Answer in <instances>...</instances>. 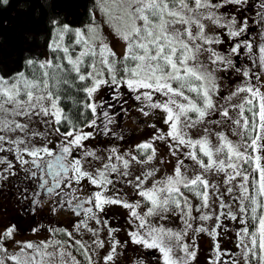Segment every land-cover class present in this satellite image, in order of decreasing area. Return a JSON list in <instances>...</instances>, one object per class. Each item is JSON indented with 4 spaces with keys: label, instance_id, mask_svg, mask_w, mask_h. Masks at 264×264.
Returning <instances> with one entry per match:
<instances>
[{
    "label": "snow or ice",
    "instance_id": "snow-or-ice-1",
    "mask_svg": "<svg viewBox=\"0 0 264 264\" xmlns=\"http://www.w3.org/2000/svg\"><path fill=\"white\" fill-rule=\"evenodd\" d=\"M3 2L7 3V0ZM96 2L102 5V11L123 43V54L118 55L113 50L94 22L85 29H70L68 24L59 25L58 21H53L55 35L49 48L56 55L46 60H27L30 75L21 71L10 77L0 76V152L12 153L24 171L25 179H38L42 191L50 197H59L56 201L59 207L67 206L77 216L82 211L88 219H94L97 212H102L106 205H122L130 210L134 220L139 221L137 230L128 233L133 244L158 250L162 264H191L196 251L190 250L193 246L183 243L182 239L187 230L192 228L190 219H194L191 216L193 205L186 193H192L200 201L196 207V211L200 212L210 206V190L215 185L201 174L187 176L182 171L184 161L178 159L173 174L155 181L150 188H145L144 184L148 177L154 175V170L146 172L143 178H135L137 183L134 187L147 208L144 211L141 201L129 203L115 198V195H105L109 186L114 184V180L109 178L111 173L119 172L116 164L105 163L94 172L84 167L88 157L99 159L85 144L94 136L93 131L85 129L95 130L100 127L97 125L100 115L98 109L104 108V103L95 102V94L107 86L113 92L111 100L119 101L124 96L121 88H125L139 102L138 111L143 115L148 116V110H160L164 114L163 122L169 130L166 133L157 130L152 137L153 141L170 138L175 142V146L169 144L172 155L180 150L178 146L189 149L184 153L185 157L196 162L205 172L215 169L225 173L224 183L229 185L227 193L231 194L234 187L239 189V195L234 200L239 205L237 211L240 215L237 216L231 210L223 215L243 225L236 230V247L244 264H264V0H259L260 11L257 12L260 22L259 44L248 32L247 19L237 21L234 16L226 18L218 14L224 3L243 5L249 0H220L219 3L215 0ZM205 20L225 29L228 37L236 41L225 53L207 47L223 41L218 36L206 33ZM66 35L70 36L67 44L64 43ZM244 36L248 38L240 39ZM242 48L245 49L244 53L241 52ZM202 52L208 54L212 65L218 64L221 67L209 70L199 59ZM243 55L247 56L255 70L247 65L237 66L233 56ZM229 68L245 79L242 86H238L224 99L231 100L239 93L247 94L241 103L231 106L236 112L235 117L230 115L229 108L223 105L218 108L213 99L219 91L215 71H227ZM63 86L75 87L78 93L84 94L83 101L76 102L77 105L82 104L76 113H70L62 107L65 99ZM108 107L114 105L108 103ZM213 112L239 129L235 133L240 137L238 143L230 141L222 133L219 134L218 146L210 145L207 137H188L185 129L194 127ZM102 115V132L107 135L113 120L106 109ZM25 118H39L46 129L52 128L61 137L59 143L54 148L49 147L51 141L46 139L45 133L30 131L28 124L22 122ZM15 133L21 135L13 139L9 134ZM36 137L44 141L39 146L33 143ZM78 149L81 150L79 158L73 155ZM116 151L112 149L108 160L111 161L114 156L117 161H122L125 169L122 175L125 177L129 175L126 170L130 161L124 156L140 163L144 162L139 159L140 155L147 161L156 156L152 142L136 145L137 155H118ZM221 153L224 159L214 158ZM200 154L207 160L200 159ZM0 164L5 165L0 170V179H7L3 172L15 174L12 160L0 158ZM46 177H50L51 182ZM237 178L239 183L233 186L232 182ZM84 180L97 190L81 197L77 193L82 190L80 185ZM218 199H221L220 207H226L222 197ZM173 210H178L184 218L185 228L182 231L176 232L153 223V218L166 219V214ZM210 218L207 214L199 216L201 221ZM216 219L219 220V216ZM82 222L87 226L86 221ZM97 223L100 221L97 220ZM75 227L79 228L80 223ZM16 230L15 225H10L0 231V264H52L56 253L49 252L48 248L60 244L59 241L55 244L17 241ZM113 231L109 228L110 235ZM194 231L199 233L209 230L200 227ZM209 235L215 239V229L209 231ZM68 236L72 238V233L69 232ZM5 242L17 245L19 251L9 252ZM76 243L80 245L88 264H91L85 246L78 240ZM98 243L103 246L102 242ZM118 245L122 246L113 238L106 261L113 260ZM214 247L215 255L210 259V264H240L235 253L222 252L218 244ZM177 250L183 255H175ZM60 256L64 264V253L61 252ZM224 256L232 258L224 260ZM71 259L72 264H79L75 257ZM139 264H145V261L140 259Z\"/></svg>",
    "mask_w": 264,
    "mask_h": 264
},
{
    "label": "rangeland",
    "instance_id": "rangeland-1",
    "mask_svg": "<svg viewBox=\"0 0 264 264\" xmlns=\"http://www.w3.org/2000/svg\"><path fill=\"white\" fill-rule=\"evenodd\" d=\"M223 6L225 5L223 4ZM93 18L95 26L99 29L100 34L103 36L106 42L109 43V45L118 55H122L124 51V45L116 35L112 23L109 22L108 17L105 15L104 11H102V5L97 3L95 9L93 10ZM93 22L91 24H93ZM203 22L206 25V33L209 36L219 37L220 34L225 35V31H222L221 29V33L217 35V33L215 32V27H217V25L212 23L211 21L205 20ZM64 43L67 44L66 41H64ZM207 47H212L217 52H220L218 44L208 45ZM77 51H79V47L77 48ZM50 58H53L51 53L49 51H46L43 60ZM199 59L205 66H207L209 70H212L214 68L219 69L221 67L218 64L212 65L206 52H202ZM214 75L219 87L218 94L214 95L213 97L214 103L218 108L221 105L229 108L230 115L235 117L236 112L232 110L231 106L241 103L247 94L239 93L238 95L232 97L231 100H227L224 98L230 96L238 86H242L245 78H243V80H239L237 78V73L231 68H229L227 71L217 70L215 71ZM108 89L109 88L107 86H104L95 94V102L97 104L103 103L104 98H106ZM121 91L124 93V96L120 99L122 101L121 108L123 111L124 125L129 130L124 134L121 140L103 137L101 140L102 151H100V148H95L93 145L95 130L85 129V131L94 132L93 138L85 142L86 147L88 150L94 151L96 153V157H99V159L93 157L88 158H92L96 162L97 169L102 168L103 163L116 164L117 168L119 169V173L122 174L125 171L122 161H117L114 156L111 161L108 160L109 155H112V149H116V154L118 155H123L125 153L137 155L136 145L142 142H152L153 147L156 149V156L153 160L147 161L143 155H140L139 159L144 161L143 163H140L131 161L129 156H124L125 159H129L130 161L129 168L126 170L129 172V175L126 176V178L131 175L132 170H136L141 178L144 177V174L146 172L154 170V175L148 177L144 184L145 188H150L155 181L163 180L168 175L173 174V170L178 163V159H181L184 161V168L182 169V171H185L187 176L193 177L196 174H201L205 179L209 180L212 185H215L216 187L210 190V206L208 208L201 209L200 212L196 211V207L200 205V201L192 193H186L193 205L191 216L194 217V219H190L189 222L192 224V228L188 229L186 235H184L182 238L183 243H187L193 246V248L190 250L194 249L196 251L195 259L192 260L191 264H210L209 259H211V256L208 254L206 249L207 241L201 243L202 241H199V237L202 232L197 233L194 231V229L200 227H204L207 229V225L210 222V219L214 217L216 212L215 208L218 205L217 195H222L223 193L227 200L233 199V203L232 201L231 203L234 205L235 209H238L239 205L234 200V197L239 195V189L234 187V190L231 194L227 193L226 189L229 185H226L224 183L226 179L225 173L217 172L215 169L209 172H205L196 162L185 157L184 153L189 151V149L178 146L180 150L177 151L176 155H172L169 149V144H173L175 146V142L171 141L170 138L153 141L152 137L157 133V130L162 133H166L169 130L168 125L163 122L164 114L160 110H148L150 114L148 116L143 115V113L138 111L140 105L139 102L135 101L133 95L129 93L125 88H121ZM124 101H126V103ZM100 110L101 109H98V113H100ZM217 120H219L220 122L216 123ZM22 122L28 124L30 131L35 130L41 133H45L46 139L48 141H55L59 143L61 137H59L52 130V128L46 129L45 126L39 122V118H33L32 120H28L27 118H25ZM185 131L188 133V137L191 139H200L207 137L210 145L213 146L219 145V134L221 133L234 143H238L240 139V137L235 134L239 131V129L236 128V126L233 125L230 121H226L221 118L216 112H213L202 122H198L194 127L186 128ZM9 135H11L14 139L16 138V136H19L21 134L15 133ZM43 142L44 141L40 137H36L33 139V143H36L38 146ZM199 158L205 161L207 160V158L202 154L199 155ZM214 158L219 160L224 159V156L221 153L217 154ZM238 183L239 178L233 181L232 185L234 186ZM108 196L113 195L110 194ZM119 199H123L124 201L129 203L141 201L143 210L147 211V208L144 207L142 198L138 196L137 192H135V194L131 196L127 194L126 198L121 197ZM110 207H112V209L118 211L122 215L126 223L127 233L137 230L136 225L139 223V221H136L131 217L129 209H125L122 205L119 204L110 205ZM137 211L139 212L140 209H137ZM201 214L210 215L211 218L207 221H201L199 219V216ZM166 215L167 218L163 220H161L159 217L153 218V223L156 226H163L176 232H180L185 228L184 218L181 216L178 210L170 211ZM58 219L59 220L57 225L43 223L39 225L36 231H33L29 234H25L22 231H20L21 234H19V230L16 228L17 230L15 233V240L21 242H33L37 244L41 242L55 244L56 241H59L60 244H55V246L48 248L49 252L56 253L52 264H62L60 256L61 252L64 253V264H72V257H75L76 261H78L79 264H85L83 261L85 260V256L82 254L80 245L76 243V241L78 240L87 249L88 256L91 258V264H104L106 262L104 260H106L107 255L111 251V245L108 242V235L103 220L98 214H96V217L94 219H88L87 216L76 218L75 216L72 217L71 214H67L66 212H64L58 215ZM97 220H99L100 223H97ZM82 221H86L87 226H85ZM78 222L80 223V227L76 228L75 225ZM11 224L14 225L15 223ZM8 226H10L9 220L6 217L1 216L0 231H3ZM49 227H51V229H48ZM53 229H62L63 231H53ZM69 232L72 233V238H69ZM98 242H102L103 246H100ZM5 246L8 247L11 252L19 251V247L11 242L5 243ZM175 255L182 256L183 253L177 250ZM124 256L126 257V259H128L126 254H124ZM204 256H206L207 258H204ZM113 264H119V262L116 261ZM241 264H244L243 259Z\"/></svg>",
    "mask_w": 264,
    "mask_h": 264
},
{
    "label": "flooded vegetation",
    "instance_id": "flooded-vegetation-1",
    "mask_svg": "<svg viewBox=\"0 0 264 264\" xmlns=\"http://www.w3.org/2000/svg\"><path fill=\"white\" fill-rule=\"evenodd\" d=\"M215 2L219 3L220 0H215ZM224 5L225 6L220 7L219 14H223L226 18H231L234 16L237 21L247 19L248 25H250L249 34L255 40V42L259 44L260 38L258 36V31L260 29V22L257 16V12L260 11L259 0H249L247 4L243 5L228 3H224ZM217 27H215V32L217 33V35L221 33L220 29L222 31H225V35H219V38L223 41V43L218 44L219 51L223 54L236 41L228 37L227 31L225 29ZM247 38L248 36H244L240 39ZM241 52L244 53L245 49L242 48ZM233 59L237 61V66L247 65L249 67H253L251 65V61L248 60L246 55H243L241 57L233 56ZM253 70H255L254 67ZM237 76L239 80H243V77L241 75L237 74ZM262 79H264V77H262ZM106 102L107 98H104V108L100 110L99 119L97 121V125H99L100 127L95 129V137L93 139L94 147L100 148V151H102L101 140L103 137L121 140L124 136V132L119 130L114 123H111L109 125L111 131L107 135L103 134L102 128L104 117L102 115V112L106 108ZM121 103V100H114V104L118 108L117 111H122ZM110 113H113L111 108L109 111V115H111ZM115 113H113L114 116ZM57 143L58 142L51 141L48 146L54 148ZM4 147L7 148L8 145L5 144ZM13 147L15 146L13 145ZM73 155L79 158L81 155V151L76 150ZM0 158L12 160V162L15 164V167L13 169L15 174L9 175L7 172H3V175L7 176V179H0V217H6L9 220L10 225H12L11 223H15L14 225L19 230V234H21L20 231L25 234H29L33 232V229H37L39 225L43 223L57 225L59 220L58 215L64 212H66L67 214H71L72 217L75 216L76 218L87 216L82 211L80 213V216H76L75 213L67 206H65L64 208L59 207L56 203L59 197H50L45 191H42L39 188L38 179H25V173L20 168L19 164L15 161V157L12 153L0 152ZM26 158L30 159L28 157ZM4 167L5 165L0 164V170H2ZM84 167L86 170L91 172H94L97 169L96 162L92 158H88L84 161ZM134 171L132 170V173L128 178H126L119 172L111 173L109 178L114 180V184L109 186V191L106 192L105 195L112 194L115 195V198L119 199L121 197L126 198L127 194H129L130 196L135 194V192H137V189L134 187V185L137 183L135 178L139 175L136 170ZM46 178L51 182L50 177ZM73 186L76 187L75 184ZM80 187L82 190L78 192L77 195L81 197L89 195L90 191L94 192L97 190L95 186L90 185L86 180L81 182ZM34 193H37V195L34 196ZM218 197H222V202L226 205V207H220L221 199H218ZM217 201L218 205L215 208V215L210 219V222L207 225V229L209 231L215 229L217 236L215 239H213V237L209 235V231H205L200 234L199 241H202L201 243L207 241L206 249L211 258L215 255L214 246L218 244L222 252L235 253V258L239 260L241 264L242 255L239 249L236 247V230L243 225L239 224L238 221H233L230 217L226 218L223 215L229 210H231L233 213H236L237 216H239L240 214L232 204L233 199L227 200L223 193L222 195H217ZM88 206L90 205H85V207ZM94 211L96 210L94 209ZM97 214L103 220L108 235V242L110 243L111 247L113 238L119 241L120 245H122L117 246L116 254L114 255L113 260H104L106 261L104 264H113L116 261H118L119 264H139L140 259L145 261V264H162V260L160 258V253L158 252V250L145 249L143 246L136 245L131 242V239L126 230V223L122 215L118 211L112 209L110 205H106L104 207V210L102 212H97ZM217 216H219V220L216 219ZM109 228L114 230L111 235L109 234ZM48 229H51V227H49ZM124 254L127 255L128 259H126ZM204 258L207 257L204 256ZM231 258V256L223 257L224 260H230Z\"/></svg>",
    "mask_w": 264,
    "mask_h": 264
},
{
    "label": "trees",
    "instance_id": "trees-1",
    "mask_svg": "<svg viewBox=\"0 0 264 264\" xmlns=\"http://www.w3.org/2000/svg\"><path fill=\"white\" fill-rule=\"evenodd\" d=\"M96 5V0H7V3L0 0V76L10 77L21 71L30 75L27 60H43L46 51L52 57L56 55L49 48L55 35L53 21H58L59 25L68 24L70 29H85L94 20ZM69 39L70 36L66 35L67 43ZM63 88L65 99L62 107L70 113H76L78 107H82L76 102L83 101L84 94L78 93L75 87ZM112 95V90L108 89L107 111H110L108 103L114 104ZM117 109L116 105L111 107L112 112L116 113L115 116L110 113V117L125 134L129 129L124 125L123 112ZM83 261L88 264L86 258Z\"/></svg>",
    "mask_w": 264,
    "mask_h": 264
},
{
    "label": "water",
    "instance_id": "water-1",
    "mask_svg": "<svg viewBox=\"0 0 264 264\" xmlns=\"http://www.w3.org/2000/svg\"><path fill=\"white\" fill-rule=\"evenodd\" d=\"M76 215V214H75ZM77 216V215H76Z\"/></svg>",
    "mask_w": 264,
    "mask_h": 264
}]
</instances>
